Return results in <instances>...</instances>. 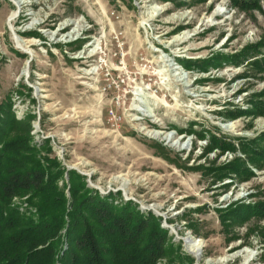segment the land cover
<instances>
[{
  "label": "rangeland",
  "instance_id": "374dc122",
  "mask_svg": "<svg viewBox=\"0 0 264 264\" xmlns=\"http://www.w3.org/2000/svg\"><path fill=\"white\" fill-rule=\"evenodd\" d=\"M263 37L264 0L250 9L231 0H0V101L8 94L17 118L33 114L31 141L47 137L65 166L59 184L73 168L99 193L150 210L191 264H264V215L224 230L215 209L264 201V165L246 160L239 142L264 131V110L236 112L264 99V69L250 62L264 44L229 57ZM211 134L235 148H207ZM234 156L248 177L231 169L211 180L189 167ZM185 236L199 243L196 255ZM170 262L161 255L153 264Z\"/></svg>",
  "mask_w": 264,
  "mask_h": 264
},
{
  "label": "trees",
  "instance_id": "16d2710c",
  "mask_svg": "<svg viewBox=\"0 0 264 264\" xmlns=\"http://www.w3.org/2000/svg\"><path fill=\"white\" fill-rule=\"evenodd\" d=\"M231 2L241 9L260 8V0ZM31 32L40 36L36 31ZM258 44H264V37L229 57L242 59L250 49L257 51L253 45ZM223 55H211L195 64L203 69L206 63ZM180 61L188 65L187 59ZM250 62L263 70L264 54ZM263 107L264 99H259L250 110L238 108L236 112L262 113ZM236 112L227 110L231 116ZM32 115L15 117L8 94L0 101V264H153L161 255H169L175 264H191L192 257L181 253L179 244L160 226V217L150 210H139L135 202L122 199L119 192L99 193L87 186L84 175L73 168L66 169L68 184L63 180L59 184L65 166L52 154L47 137L38 144L31 141L29 119ZM196 134L203 136L202 131ZM263 135L264 131L252 138L239 137L242 151L247 152L246 160L261 161L257 164L264 165V145H253ZM209 138L207 148L217 146L220 151L235 148L224 137L211 134ZM244 161L234 156L219 165L189 167L212 174L211 180L226 175L231 169L246 178L251 171ZM66 185L68 195L64 193ZM12 195H26L25 203L20 206L18 202H11ZM215 209L218 221L226 230L236 218L264 215V201L238 202ZM188 225L194 228L192 222Z\"/></svg>",
  "mask_w": 264,
  "mask_h": 264
},
{
  "label": "bare ground",
  "instance_id": "6f19581e",
  "mask_svg": "<svg viewBox=\"0 0 264 264\" xmlns=\"http://www.w3.org/2000/svg\"><path fill=\"white\" fill-rule=\"evenodd\" d=\"M155 10H158V9H160V7H153ZM17 44H18V47H20L23 51H26V52H28V49L26 48V47H24L23 46V44H22V41H19V40H17ZM27 68V67H26ZM27 70V69H26ZM25 69H24V71H23V73H26L25 71H26ZM169 138H171V135L169 134V135H166V139H169ZM184 242H185V246H186V248L188 249V250H190L191 252H193L195 255H196V253H197V250H198V246H199V243L196 241V240H191L190 239V237L189 236H185V238H184Z\"/></svg>",
  "mask_w": 264,
  "mask_h": 264
},
{
  "label": "water",
  "instance_id": "95a60500",
  "mask_svg": "<svg viewBox=\"0 0 264 264\" xmlns=\"http://www.w3.org/2000/svg\"><path fill=\"white\" fill-rule=\"evenodd\" d=\"M31 58V55L29 54V57L28 58H26V60H25V66H27V62H28V60ZM156 212V211H155ZM156 213H158V212H156ZM194 264H196V263H194Z\"/></svg>",
  "mask_w": 264,
  "mask_h": 264
}]
</instances>
